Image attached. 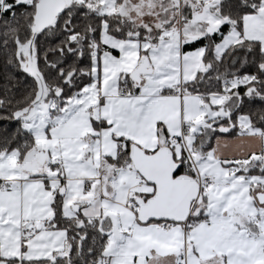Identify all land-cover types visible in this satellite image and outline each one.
Listing matches in <instances>:
<instances>
[{
	"label": "snow or ice",
	"instance_id": "snow-or-ice-1",
	"mask_svg": "<svg viewBox=\"0 0 264 264\" xmlns=\"http://www.w3.org/2000/svg\"><path fill=\"white\" fill-rule=\"evenodd\" d=\"M0 264H264V0H0Z\"/></svg>",
	"mask_w": 264,
	"mask_h": 264
}]
</instances>
